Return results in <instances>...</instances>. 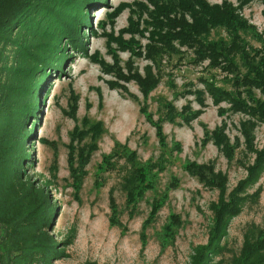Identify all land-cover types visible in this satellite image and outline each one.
Returning <instances> with one entry per match:
<instances>
[{"label": "rangeland", "instance_id": "rangeland-1", "mask_svg": "<svg viewBox=\"0 0 264 264\" xmlns=\"http://www.w3.org/2000/svg\"><path fill=\"white\" fill-rule=\"evenodd\" d=\"M151 9L145 0H104L90 9L80 46L68 43L70 58L51 72L42 94L27 173L48 184L57 204L49 229L66 253L53 264H192L198 247L209 242L220 196L228 198L246 179L254 151L264 148V123L253 127L251 150L242 128L249 117L227 101L215 104L205 89L202 77L225 84V75L209 69V60L194 63L193 50L178 43L183 52L178 56L157 54L160 67L147 56L156 52L150 45ZM263 10L261 0H253L240 12L262 30ZM132 73L143 79L155 75L157 85L146 96L140 80L127 81ZM196 90L205 92V105L190 93ZM159 101L177 112L188 105L201 114L188 124L179 117L171 123ZM145 111L162 124L167 155ZM220 125L229 155L213 139L205 140L206 129ZM123 145L136 153L140 165L150 167L155 184L133 203L127 182L137 165L118 157ZM189 161L222 173L225 193L189 173L184 166ZM156 164L161 169H154ZM243 195L248 198L227 219L210 264H238L245 243L264 231V169ZM155 203L160 206L153 214Z\"/></svg>", "mask_w": 264, "mask_h": 264}, {"label": "trees", "instance_id": "trees-1", "mask_svg": "<svg viewBox=\"0 0 264 264\" xmlns=\"http://www.w3.org/2000/svg\"><path fill=\"white\" fill-rule=\"evenodd\" d=\"M103 1L0 0V264H53L66 253L49 229L57 206L49 186L27 173L33 162L29 141L39 121L41 98L51 72L60 70L70 58L65 54L68 43L76 48L80 46V31L88 23L90 9ZM145 1L153 6L148 10L151 17L148 22L153 28L150 39L154 43L150 45L155 44L152 48H156L154 55L148 52L147 56L160 67L162 60L156 59L157 54L178 56L183 53L178 43L193 50L194 63L209 60V69L219 68L225 75L224 85L217 84L214 77H202L201 81L215 104L227 101L233 111L249 117L242 122V128L249 148L255 150L253 127L256 122L264 123V28L259 30L240 12L253 0H237L238 7L229 0L221 4L207 0ZM261 2L264 5V0ZM133 77L140 80L146 96L158 82L155 75L149 74L143 79L138 73L127 76V81ZM190 93L200 105H205L204 91ZM160 104L165 109V119L171 123H176L179 117L188 124L201 114L188 105L177 112L167 101ZM148 117L157 128L163 154H166L168 143L163 126L149 114ZM205 135V140L213 139L230 154L223 126L211 131L206 129ZM254 152L255 164L249 167V175L228 198L222 194L214 206L216 222L209 242L198 247L192 264L211 263V254L219 248L227 219L238 213L248 198L243 195L247 187L254 184L263 171L264 148ZM118 157L137 165L130 170L127 182V194L132 203L155 189V184L150 183L153 176H150V167L140 165L133 150L123 145ZM184 166L207 185L219 187L225 193L222 173L194 161ZM155 168L161 169L159 164L154 165ZM159 206L154 204L153 214ZM238 264H264V231L257 240L245 243Z\"/></svg>", "mask_w": 264, "mask_h": 264}]
</instances>
